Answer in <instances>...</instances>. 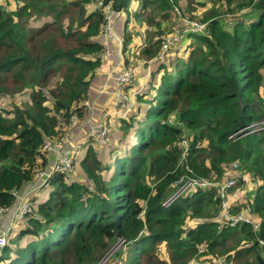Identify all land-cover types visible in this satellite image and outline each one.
I'll return each mask as SVG.
<instances>
[{
	"label": "trees",
	"instance_id": "1",
	"mask_svg": "<svg viewBox=\"0 0 264 264\" xmlns=\"http://www.w3.org/2000/svg\"><path fill=\"white\" fill-rule=\"evenodd\" d=\"M97 1L0 0V207L45 164L44 144L76 128L69 127L73 113L85 114L111 45L101 41L105 6L124 12L122 54L136 65L132 84L123 83L132 106L107 124V146L88 127L81 132L80 172L49 181L18 240L1 249L0 264H93L118 241L127 247L125 264H264V129L243 134L264 116V0H215L224 11L201 8L199 17L192 2L214 0H138L136 8L130 0ZM131 19L138 30L127 28ZM184 20L204 23L178 26L180 50L188 53L174 54L180 40L162 52L159 33L177 22L193 26ZM148 65L140 85L139 69ZM113 130L125 138L120 153L107 149ZM107 152L117 153L108 160ZM232 162L240 166L226 189L229 212L249 222L224 218L212 187L161 204L183 172L222 182ZM147 175L160 179L154 192Z\"/></svg>",
	"mask_w": 264,
	"mask_h": 264
},
{
	"label": "built area",
	"instance_id": "2",
	"mask_svg": "<svg viewBox=\"0 0 264 264\" xmlns=\"http://www.w3.org/2000/svg\"><path fill=\"white\" fill-rule=\"evenodd\" d=\"M101 2L99 1L98 4ZM104 25L102 28V35L107 37L110 41H113L115 38L114 28H113V12L107 7H104ZM194 25V24H193ZM203 25L196 24V28L200 29ZM171 38L168 37L165 40L163 45L164 49L170 44ZM132 78V74L130 71H123L119 73L115 80L118 85H123L125 82H130ZM122 97L119 95V99L121 100ZM125 100V99H124ZM126 104L128 103L125 100ZM129 106V104H128ZM129 109V107H128ZM78 121V115L73 113L70 117V124L69 127H73L76 125ZM90 132L95 134L97 138L102 141L103 138L106 136L107 129L105 125L100 123H92L90 125ZM72 134L66 133L63 137H61L58 141L53 143H45L44 147L46 151L50 154L51 147L58 148L59 154L56 158L52 157V163L48 171L46 172H38L36 174L35 180L33 183L24 184L17 190L13 191V202L10 206L0 207V248H2L5 243L10 230L19 225L25 220L27 214L32 212L31 206V198L32 194L36 193V190L42 187L45 184L46 177L50 176L52 172H57L61 174H65L67 177L71 176L73 170V158L77 152V146L73 144L71 139ZM179 145L181 146V153L180 158L182 161H186L188 157L189 149L188 143L186 139H181L179 141ZM51 155V154H50ZM238 163L232 162L230 163L226 169L222 172L223 181L218 182V180L209 179L205 177H197V176H186V178L180 177L178 179V183L176 184L175 190L162 202L163 205L167 206L172 203L178 196L187 193L189 191L194 190L197 187H212L216 188V192L218 197L221 199L220 203V211L224 218L231 220V223H234L240 219L249 222L250 219L242 213H238L236 215H231L229 212L228 207V195L226 189L234 185L236 178L232 176L231 173H235L237 169ZM187 171H190V168H187ZM189 175V174H188ZM240 179L244 181L246 184L248 182V178L245 176L244 173H240ZM252 180V178H250ZM256 183V180L253 179ZM246 209V208H245ZM260 242L263 243L262 240Z\"/></svg>",
	"mask_w": 264,
	"mask_h": 264
},
{
	"label": "crops",
	"instance_id": "3",
	"mask_svg": "<svg viewBox=\"0 0 264 264\" xmlns=\"http://www.w3.org/2000/svg\"><path fill=\"white\" fill-rule=\"evenodd\" d=\"M124 16L125 14L122 11H119L115 15L114 27L116 33L118 34V38L112 43L110 50L103 55V69L91 81V90L85 102V114L80 116L81 120L79 121V125L74 129V134L77 136L76 142L78 144V151L82 152V155L85 153L84 148L86 147L85 137L82 135L85 133L84 130L86 129L90 118L96 117L98 119H106L108 123H114L116 122V113L120 114V112H116L115 110V112H113L112 107H110V104L113 102L112 100L114 92L116 90L114 75L126 66L131 67L132 65L133 68L136 67L134 63L124 61V55L122 54V43L119 42V40H121V33L124 27ZM103 40L104 37L101 36V41ZM150 66L151 65L146 66L144 70H141V68L139 69L138 79L140 85H142L144 79L146 78ZM78 165H80V162ZM46 188H49L48 190H50L51 186L49 187L48 185ZM35 197L36 196H33L32 200L34 203V208L36 209L38 204L45 198L35 202Z\"/></svg>",
	"mask_w": 264,
	"mask_h": 264
},
{
	"label": "rangeland",
	"instance_id": "4",
	"mask_svg": "<svg viewBox=\"0 0 264 264\" xmlns=\"http://www.w3.org/2000/svg\"><path fill=\"white\" fill-rule=\"evenodd\" d=\"M191 1H193V0H191ZM198 1H202V0H198ZM138 3H139L138 0H130V2L128 3V5H129V7H136V6H138ZM211 3H212V5L207 4L205 1L204 2H192L191 7H192V9H193V11L195 13V16L196 17L201 16V13H198L197 14V12H196L197 10H199V9L201 10V8H209L211 6L214 7V5H217L218 6V7H214L215 9H223V11H224L225 8L223 7L222 4H218V2H216L215 0L214 1H211ZM231 7H233V6H231ZM253 12H254V14H253L254 17H257L259 11L256 9ZM186 13H188V12H185V14ZM242 14L245 17H248L250 15V14H248L245 11L242 12ZM184 22H190V23H192L194 25H196L197 23H200V22H198L196 20H184ZM169 23L170 22H167L166 25H164V24H162V25L166 28ZM177 24H181V22L180 23L177 22L176 24H174V27L172 26L171 31H173V34H171V35H174L175 30H178V25ZM143 25H146L147 26V23H143ZM198 25H200V24H198ZM126 26H127L128 29L138 30V28H139V22H137L135 19H131L129 22H126ZM151 26L155 27V29L157 28L156 25H154V24L151 25ZM173 28H174V30H172ZM114 29H115V27H114ZM158 30L159 29H156V31H158ZM171 31L170 32H165V31L163 32V31H161L158 36L161 35V38H162V40L164 42L165 41V38L168 36V34L171 33ZM169 37L170 38H174V39L179 38V36H169ZM186 39H187V41H189V38H186ZM179 40H180L179 41L180 47L178 49L175 48L174 54L175 53H177V54H179V53L187 54L188 53L187 49H185L184 51H181L180 50L181 49V41H182V39H179ZM172 49H174V48H172ZM130 84H132V82ZM117 86H118V88H120V90L119 91H116L115 94H114V96H116V99L118 100L119 99V95H121V92H125V94L127 96V97H125V100H127L128 103L126 104V102L124 100L122 102V104L119 105V108H116L114 106L113 102H112V104H110L111 105L110 107H112V109H113L112 111L113 112H115V111L116 112H120L121 111L122 112V115L121 116H123V114L128 110V107L130 108L131 102L129 101L130 97H129L128 92L126 90H124V85H118L117 84ZM130 91L131 92L134 91V86L133 85L131 86ZM128 104H129V106H128ZM263 105H264V99H263ZM121 112H120V114H121ZM80 120H81V118H79V121ZM261 128H264V116L262 118H260L259 120L255 121V122H252V124L248 128L245 129V131H244L243 134L249 133L250 131H257L258 129H261ZM259 131H257V132H259ZM112 135H113V137H112V143L110 144V146H108L107 149L109 150L110 148H116L117 147V152L120 153L121 152L120 147L123 146L124 141H125V138H121V136L119 135V131L118 130H113L112 131ZM183 135H186V133L184 132ZM184 138L187 139L186 137H184ZM58 152H59V149L58 148L51 147V149H50V154L51 155L49 153L48 154H49L50 157H53L54 156V158H56L57 155L59 154ZM117 152H114L113 154L107 152V156H110L108 158V160L111 159V156L114 155ZM81 158H82V152H80L75 157V167H76L75 173H76V171L77 172H80L78 163L80 162ZM238 165L240 166V164H238ZM240 169H241V167H240ZM186 174H187L186 172H183L182 174H180L178 176V179L180 177L183 178ZM145 180L148 183V185L153 186L152 187V192H154L155 184L160 179L155 180L153 175H147ZM177 183H178V180H175L174 182H172L171 183L172 187H174ZM46 187H44L45 189L43 188L41 190H38V193L35 195L36 197L34 198L35 202L41 200L42 198L44 199V198L47 197L48 192H49V190H48L49 188H46ZM235 188H236V186L232 187L230 189V191L234 190ZM141 215H142V213H141ZM23 225L24 224H21L19 226H15L12 229V231L10 232V234L8 235V239L9 240L10 239H15L17 241L18 240L19 230L23 227ZM110 246L111 247L109 248V251L106 254L108 258L107 257L104 258L105 257L104 256L102 259H99L98 261L94 262L93 264H125V261H126V251L125 250L127 249L126 245H123L121 247V245L119 243H113L112 242L110 244ZM121 249H123V251L120 253L119 251H121ZM117 252H119L118 253L119 256H121L124 259L123 261L121 259H118L117 260V258L119 257V256H117ZM159 253L162 254V252H159ZM6 257L7 256L5 255L3 258L5 259ZM109 258H111V259L108 261L107 259H109ZM0 263H1V260H0Z\"/></svg>",
	"mask_w": 264,
	"mask_h": 264
},
{
	"label": "clouds",
	"instance_id": "5",
	"mask_svg": "<svg viewBox=\"0 0 264 264\" xmlns=\"http://www.w3.org/2000/svg\"><path fill=\"white\" fill-rule=\"evenodd\" d=\"M100 1V0H99ZM99 1H97V4H98V2ZM101 2V1H100ZM102 3V2H101ZM100 3V4H101ZM109 8V7H108ZM112 12H113V28H114V18H115V15H116V13H118V12H115V11H113L111 8H109ZM190 23V22H189ZM197 24H202V25H204V23H197ZM104 25V24H103ZM178 26H182V28L183 29H191V30H194V29H197L196 28V25H193L192 27H188V26H186V25H184V24H182V25H178ZM102 28H103V26H102ZM114 33H115V38H114V40L113 41H108L106 44H105V47H106V45L107 44H111L112 45V43L118 38V34L116 33V31H115V29H114ZM171 34H173V31H171V33L170 34H168V36L165 38V40L169 37V36H179V34H178V30H175V33H174V35H171ZM101 36L102 37H104V39L105 38H107V37H105V36H103L102 35V29H101ZM179 40V38H177V39H174V38H171V42H170V44L167 46V48L166 49H164V47H163V45H164V43H165V41L163 42V44H162V52H165V51H167L170 47H171V45L174 43V42H177ZM119 42L120 43H122V40H119ZM110 45V46H111ZM110 46L107 48L106 47V51H105V53L106 52H108L109 51V49H110ZM160 56L162 55V53H160L159 54ZM123 71H130L131 72V74L133 75V68L132 67H130V66H126V67H124V68H122L118 73H116L115 75H114V81H115V87H116V90H115V92L116 91H119L120 90V88H118V86H117V83H116V80H115V78H116V76L119 74V73H121V72H123ZM131 82H132V80H131ZM131 82H129V83H131ZM115 92H114V94H115ZM121 92V91H120ZM121 97H122V99L121 100H117L116 99V96H113V104H114V106L116 107V108H119V105L120 104H122V102L124 101V99H125V97H127L126 96V94H125V92H121V95H120ZM129 101L131 102V106H132V101H131V98L129 99ZM131 106H130V108H131ZM129 108V109H130ZM77 115H78V113H76ZM79 118H80V116L78 115V121H77V123L79 122ZM76 123V124H77ZM92 123H100V124H103V125H105V127H106V129H107V133H106V136L103 138V140L102 141H100L99 139H98V141H99V143L100 144H103V145H105V147L107 146V144H108V142L110 141V140H108V138H109V133H108V126H107V124H108V121L106 120V119H98V118H96V117H92V118H90V120L88 121V124H87V127H88V130L90 131V125L92 124ZM252 124V123H251ZM251 124H249V125H247L246 126V128H248ZM79 125V123L77 124V126ZM76 126V127H77ZM71 128V127H70ZM261 129H264V128H261ZM261 129H258L257 131H259V130H261ZM257 131H255V132H257ZM69 133H71L72 134V136H71V139H72V142H73V144H75L76 146H77V151H78V144H77V142H76V135L74 134V130L73 131H70ZM184 137H182L181 139H183ZM180 139V140H181ZM185 139V138H184ZM179 140V141H180ZM81 141H82V138H81ZM186 141H187V139H186ZM179 143V142H178ZM187 143H188V141H187ZM188 149H189V143H188ZM77 153V152H76ZM78 154H75L74 155V157H76ZM188 156H189V153H188ZM188 158V157H187ZM187 158H186V163H187ZM52 160H53V158L52 157H48V159H47V161H46V163L44 164V165H40L41 167H39V169L35 172V174L33 175L34 177H33V180H31V181H29V182H26L25 183V185L27 184V183H33L34 182V180H35V177H36V174L38 173V172H41V171H43V172H46V171H48V169L50 168V166H51V163H52ZM74 158H73V170H72V173H71V176H69V177H67L65 174H61V173H57V172H52L51 173V175L50 176H48V177H46V175L44 174V177L46 178V181H45V184L42 186V187H40V188H38L37 190H36V193H33L32 194V198H33V196H35L37 193H38V190H41V189H43L44 187H46V186H48V183H49V181L50 180H52L53 179V177L54 176H56V175H62L63 176V178L65 179V180H67V181H71L72 180V178L74 177V173H75V170H76V167H75V162H74ZM81 161V160H80ZM182 161V160H181ZM186 176H192L191 174L190 175H188V174H186ZM206 178V177H205ZM23 186V185H22ZM21 186V187H22ZM175 187H176V185L171 189V191L166 195V197L162 200V202L175 190ZM198 188V187H197ZM200 188H203V187H200ZM205 188H207V187H205ZM19 189V188H18ZM196 189V188H195ZM193 192V190L192 191H189V192H187L188 194H191ZM12 195H13V192H12ZM182 195H184V194H182ZM182 195H180V196H178L176 199H178L179 197H181ZM13 198H14V196H13ZM32 198H31V206H32V210L34 209V203H33V200H32ZM175 199V200H176ZM174 200V201H175ZM173 201V202H174ZM13 202V201H12ZM162 202H161V204H162ZM12 204V203H11ZM171 204V203H170ZM169 204V205H170ZM163 205V204H162ZM169 205H167V206H169ZM10 206V205H9ZM163 206H165V205H163ZM8 207V206H7ZM25 221V220H24ZM24 221L22 222V223H20L19 225H21V224H24ZM19 225H16V226H19ZM14 228V227H13ZM12 228V229H13ZM12 229L10 230V232L12 231ZM10 234V233H9ZM8 234V235H9ZM7 240H8V236H7V239H6V242H7ZM116 243H119L120 245H121V247L124 245V242L123 241H118V242H116ZM6 244V243H5ZM5 246V245H4ZM3 246V247H4ZM2 247V248H3ZM2 248H0V251H1V249ZM124 248V247H123ZM119 259H121L122 261L124 260L121 256H120V258ZM106 262V261H105Z\"/></svg>",
	"mask_w": 264,
	"mask_h": 264
}]
</instances>
